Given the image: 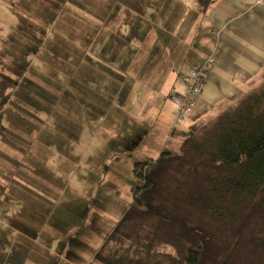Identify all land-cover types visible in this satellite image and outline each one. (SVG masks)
Listing matches in <instances>:
<instances>
[{
    "label": "crops",
    "instance_id": "0c3cea01",
    "mask_svg": "<svg viewBox=\"0 0 264 264\" xmlns=\"http://www.w3.org/2000/svg\"><path fill=\"white\" fill-rule=\"evenodd\" d=\"M70 5L73 14L67 29L56 31L52 25L46 29L45 23L36 33L49 44L36 51L25 47V120L30 114L34 121L31 126L21 125L31 143L45 144L44 134L56 129L64 107L67 118L74 120L70 124L74 134L79 111H99L103 121H117L109 126L120 127L119 133L127 139L125 145H118L124 153L119 151L136 161L157 158L165 149L174 150L169 145L180 147L194 130L262 79L263 0H213L206 10L196 0H74ZM210 56L218 62L191 116L179 122L169 97L184 93V77ZM44 62L51 71L40 67ZM27 101L38 110H28ZM6 109L3 113L16 121ZM27 142L25 155L0 147L5 156L0 155V238L6 245L1 264H99L106 225L94 219L75 231L72 242L69 232H61L56 224L49 226L56 212L45 205L53 196L44 183L57 182L46 176L51 168L44 165L52 152L42 156L33 150L52 149Z\"/></svg>",
    "mask_w": 264,
    "mask_h": 264
},
{
    "label": "trees",
    "instance_id": "16d2710c",
    "mask_svg": "<svg viewBox=\"0 0 264 264\" xmlns=\"http://www.w3.org/2000/svg\"><path fill=\"white\" fill-rule=\"evenodd\" d=\"M133 177L99 264H264V71L179 151L136 161Z\"/></svg>",
    "mask_w": 264,
    "mask_h": 264
},
{
    "label": "rangeland",
    "instance_id": "374dc122",
    "mask_svg": "<svg viewBox=\"0 0 264 264\" xmlns=\"http://www.w3.org/2000/svg\"><path fill=\"white\" fill-rule=\"evenodd\" d=\"M55 1L56 6L53 4ZM72 1L74 0H0V147L4 152V148L9 147L14 150V154L25 155V141L30 143L28 145L35 144L25 136V125H21L26 123L31 126L34 121L30 114L25 120V47L36 51V47L49 44L45 43L43 38L38 39V26H44L46 23V29L49 25L56 31L64 26L67 29L73 14L70 5ZM50 4H53L50 9L43 8ZM39 19L42 22H39ZM65 40V45L70 46L69 39ZM29 62L31 60H28ZM40 65L49 71L52 69L48 63ZM32 100L38 102L36 98ZM31 102L27 101L28 110H38L35 103ZM52 105L54 104L48 105L49 109ZM5 108L8 115L12 112L14 117L16 116V121L3 113ZM66 110L64 107V115L60 122H57L56 129L44 134L45 144H35L46 145L52 150L34 149L33 153L40 151L43 156L52 152L45 160L48 163L44 165L50 166L48 168L55 173L51 175V172L47 171L46 176L54 177L57 182L54 184L47 179L48 183H44L47 194L53 196L52 202L45 205L53 206V212H56L49 226L56 224L61 232H69V240L72 242L76 239L75 231L84 229L82 227L87 224H93L94 219L103 221L108 234L112 231L133 200V168L136 159L124 155L122 148L118 147L125 145L127 139L119 133L120 127L116 130L109 126V123L118 124L117 121H112L111 118L103 121L97 116L101 114L99 111H79L78 133L74 134L73 127L70 126L74 124V120L67 118ZM4 118L8 119V124ZM37 131L41 132L40 129ZM173 146L176 147L169 145L176 151L180 150V147ZM114 153L117 154L116 157ZM25 170L27 171V168ZM1 183L3 182L0 180V188ZM4 204H8V201ZM4 252L5 250L0 251V264Z\"/></svg>",
    "mask_w": 264,
    "mask_h": 264
},
{
    "label": "built area",
    "instance_id": "2783aa9c",
    "mask_svg": "<svg viewBox=\"0 0 264 264\" xmlns=\"http://www.w3.org/2000/svg\"><path fill=\"white\" fill-rule=\"evenodd\" d=\"M217 62V57L210 56L205 62L194 65L190 73L184 77V93H174L169 97L176 108L177 121L182 122L189 119L200 98L207 77Z\"/></svg>",
    "mask_w": 264,
    "mask_h": 264
}]
</instances>
